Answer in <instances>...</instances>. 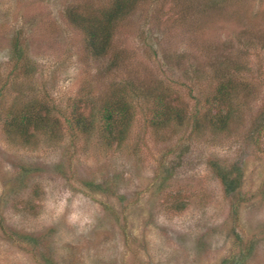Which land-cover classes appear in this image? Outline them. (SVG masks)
<instances>
[{"label":"rangeland","instance_id":"rangeland-1","mask_svg":"<svg viewBox=\"0 0 264 264\" xmlns=\"http://www.w3.org/2000/svg\"><path fill=\"white\" fill-rule=\"evenodd\" d=\"M107 3L0 0V264H264V0H141L117 59L90 54L68 16ZM122 84L118 141L100 107ZM162 87L184 119L160 127ZM33 100L60 127L26 143L5 123Z\"/></svg>","mask_w":264,"mask_h":264},{"label":"trees","instance_id":"trees-1","mask_svg":"<svg viewBox=\"0 0 264 264\" xmlns=\"http://www.w3.org/2000/svg\"><path fill=\"white\" fill-rule=\"evenodd\" d=\"M141 3V0H108V3L96 9L93 13L78 12L74 9L69 10L68 16L77 24L84 28L85 42L90 54L95 57H102L113 52V59H117V55L112 48V39L116 31V26L121 20L130 15L135 8ZM13 59L15 63L23 60V52L17 41L13 46ZM114 62L111 60L110 64ZM127 85L122 84L111 89L100 107V115L102 127L108 137L120 140L130 124V105L127 101ZM164 87H162L158 96H155L156 101L160 107L156 111L155 118L156 126H165L174 115L177 122L184 119V114L181 109L170 103V97L165 96ZM228 95L227 97H230ZM233 96V94H232ZM77 109V110H75ZM50 107L40 101L33 100L22 104L21 107L10 111V115L5 123L8 131L18 133L26 143L30 142V138L36 133H43L44 135H53L55 132L54 126L60 127V123L55 119H51ZM214 113V119L218 124L226 123L231 114L230 108L224 112ZM88 118L83 116L82 112L74 106L72 115L65 120L78 127L80 131L86 129L87 126L92 125ZM237 170V169H236ZM221 182L225 186L226 192L233 191L239 186V174L237 172L229 171L218 172Z\"/></svg>","mask_w":264,"mask_h":264}]
</instances>
